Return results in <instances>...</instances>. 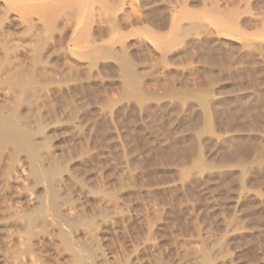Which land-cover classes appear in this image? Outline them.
Instances as JSON below:
<instances>
[{
    "label": "rangeland",
    "instance_id": "374dc122",
    "mask_svg": "<svg viewBox=\"0 0 264 264\" xmlns=\"http://www.w3.org/2000/svg\"><path fill=\"white\" fill-rule=\"evenodd\" d=\"M0 264H264V0H0Z\"/></svg>",
    "mask_w": 264,
    "mask_h": 264
},
{
    "label": "bare ground",
    "instance_id": "6f19581e",
    "mask_svg": "<svg viewBox=\"0 0 264 264\" xmlns=\"http://www.w3.org/2000/svg\"><path fill=\"white\" fill-rule=\"evenodd\" d=\"M13 177H14V180L17 181L18 183H24L25 182L24 177H26V171H25L22 164L17 165L16 171H15V174Z\"/></svg>",
    "mask_w": 264,
    "mask_h": 264
}]
</instances>
